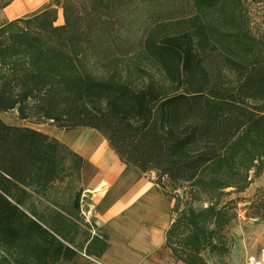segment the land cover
Here are the masks:
<instances>
[{
  "label": "trees",
  "instance_id": "16d2710c",
  "mask_svg": "<svg viewBox=\"0 0 264 264\" xmlns=\"http://www.w3.org/2000/svg\"><path fill=\"white\" fill-rule=\"evenodd\" d=\"M79 1L64 0L62 24L56 8L0 24V113L97 130L170 196L176 263L222 259L237 219L229 196L264 174L262 36L235 0H137L130 13ZM113 11L124 32L111 29ZM85 163L58 138L0 116V264L104 253L106 234L82 210Z\"/></svg>",
  "mask_w": 264,
  "mask_h": 264
},
{
  "label": "crops",
  "instance_id": "0c3cea01",
  "mask_svg": "<svg viewBox=\"0 0 264 264\" xmlns=\"http://www.w3.org/2000/svg\"><path fill=\"white\" fill-rule=\"evenodd\" d=\"M64 0H13L0 7V24L29 17ZM40 130V129H39ZM69 145L85 160L82 210L105 233L108 246L101 256L78 253L69 264H176L166 246L173 202L154 181L123 163L97 130L82 127L59 133L44 131ZM261 250L264 252V243Z\"/></svg>",
  "mask_w": 264,
  "mask_h": 264
},
{
  "label": "rangeland",
  "instance_id": "374dc122",
  "mask_svg": "<svg viewBox=\"0 0 264 264\" xmlns=\"http://www.w3.org/2000/svg\"><path fill=\"white\" fill-rule=\"evenodd\" d=\"M136 2L137 0H113L110 4H113L114 10L122 8L124 9L123 12L130 13L129 11L134 9ZM80 3L82 7L84 5L86 8L90 5L89 2H85L83 5L82 2ZM234 4L235 9H239L248 15L253 31L262 36L264 40V1L235 0ZM114 14L115 11H113V17L109 21L111 29L113 27L114 30L121 29L124 32L129 27L125 26V20H122L121 17L115 18ZM134 14L128 15L130 16L128 24L132 22ZM62 23L63 13L62 8H60L56 24ZM0 116L8 123L25 125L42 131H59V133L69 131L61 130L53 125L50 120L40 117L20 120L17 118L15 111L0 113ZM62 186L65 188V185ZM183 193L184 190H179L177 194L182 196ZM67 196L68 194L64 195L65 200ZM229 197L239 199L236 206L237 219L232 221L225 231L231 242V250L222 259L215 256L210 257L209 264H264V252L261 250L264 243V174L253 177L250 185L244 191L234 192ZM175 199L177 201V198ZM61 203L68 204V202ZM81 229L77 236V242H82L86 230L89 231L86 226H82ZM0 253L3 254L2 250H0Z\"/></svg>",
  "mask_w": 264,
  "mask_h": 264
},
{
  "label": "built area",
  "instance_id": "2783aa9c",
  "mask_svg": "<svg viewBox=\"0 0 264 264\" xmlns=\"http://www.w3.org/2000/svg\"><path fill=\"white\" fill-rule=\"evenodd\" d=\"M83 214H84V212H83ZM85 215V214H84ZM86 216V215H85ZM86 218L88 219V220H90L87 216H86Z\"/></svg>",
  "mask_w": 264,
  "mask_h": 264
}]
</instances>
